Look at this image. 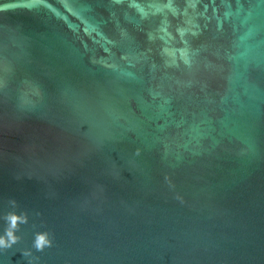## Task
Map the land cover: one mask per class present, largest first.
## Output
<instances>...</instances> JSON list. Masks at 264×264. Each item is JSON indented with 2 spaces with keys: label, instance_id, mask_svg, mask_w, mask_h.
Segmentation results:
<instances>
[{
  "label": "water",
  "instance_id": "1",
  "mask_svg": "<svg viewBox=\"0 0 264 264\" xmlns=\"http://www.w3.org/2000/svg\"><path fill=\"white\" fill-rule=\"evenodd\" d=\"M12 214L0 264H264V0H0Z\"/></svg>",
  "mask_w": 264,
  "mask_h": 264
},
{
  "label": "clouds",
  "instance_id": "2",
  "mask_svg": "<svg viewBox=\"0 0 264 264\" xmlns=\"http://www.w3.org/2000/svg\"><path fill=\"white\" fill-rule=\"evenodd\" d=\"M4 7H8L5 5ZM9 229L6 230L5 235H0V247L10 246L12 243H15L17 237L14 234V229L18 222H22L20 217L15 214L10 215L8 218ZM50 241L46 235L40 234L34 240V247L37 250H42L45 246L49 245Z\"/></svg>",
  "mask_w": 264,
  "mask_h": 264
},
{
  "label": "snow or ice",
  "instance_id": "3",
  "mask_svg": "<svg viewBox=\"0 0 264 264\" xmlns=\"http://www.w3.org/2000/svg\"><path fill=\"white\" fill-rule=\"evenodd\" d=\"M5 247H8V246H5Z\"/></svg>",
  "mask_w": 264,
  "mask_h": 264
}]
</instances>
